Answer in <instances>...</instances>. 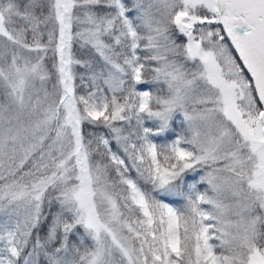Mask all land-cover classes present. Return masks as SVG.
<instances>
[{"label": "snow or ice", "instance_id": "obj_1", "mask_svg": "<svg viewBox=\"0 0 264 264\" xmlns=\"http://www.w3.org/2000/svg\"><path fill=\"white\" fill-rule=\"evenodd\" d=\"M0 264H264V0H0Z\"/></svg>", "mask_w": 264, "mask_h": 264}]
</instances>
